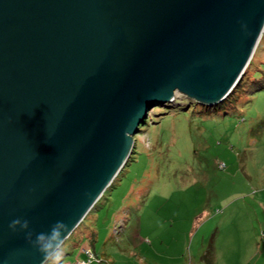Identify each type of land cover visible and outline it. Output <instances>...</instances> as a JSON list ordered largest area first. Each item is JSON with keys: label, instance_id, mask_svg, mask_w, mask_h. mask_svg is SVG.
I'll return each mask as SVG.
<instances>
[{"label": "water", "instance_id": "1", "mask_svg": "<svg viewBox=\"0 0 264 264\" xmlns=\"http://www.w3.org/2000/svg\"><path fill=\"white\" fill-rule=\"evenodd\" d=\"M263 36L264 0H0V264H41L27 231L72 234L150 109L225 101Z\"/></svg>", "mask_w": 264, "mask_h": 264}, {"label": "rangeland", "instance_id": "2", "mask_svg": "<svg viewBox=\"0 0 264 264\" xmlns=\"http://www.w3.org/2000/svg\"><path fill=\"white\" fill-rule=\"evenodd\" d=\"M221 104L178 94L150 109L130 162L69 236L63 264H206L211 245L222 263L254 247L263 264L264 38L245 83Z\"/></svg>", "mask_w": 264, "mask_h": 264}, {"label": "clouds", "instance_id": "3", "mask_svg": "<svg viewBox=\"0 0 264 264\" xmlns=\"http://www.w3.org/2000/svg\"><path fill=\"white\" fill-rule=\"evenodd\" d=\"M246 28V25H242ZM23 230L29 229V222L19 218L10 222L9 228L16 231L17 228ZM74 226L64 221H56L48 231L33 233L27 231L26 239L28 243L40 253L42 259L41 264H63L65 257V244L68 236L71 234ZM33 236L35 238L33 239Z\"/></svg>", "mask_w": 264, "mask_h": 264}, {"label": "trees", "instance_id": "4", "mask_svg": "<svg viewBox=\"0 0 264 264\" xmlns=\"http://www.w3.org/2000/svg\"><path fill=\"white\" fill-rule=\"evenodd\" d=\"M264 38V36L262 37V39ZM251 64V63H250ZM250 66V65H249ZM248 69V68H247ZM246 78H247V70H246V72H245V74H244V76H243V78L241 79V81L238 83V85L234 88V90L231 92V94L229 95V97L225 100V101H223V102H226L228 99H231L234 95H236V93L238 92V89L241 87V86H243V84L245 83V80H246ZM248 91H249V89H247L245 92L246 93H248ZM222 103V102H221ZM217 104L216 106H214V107H219V106H221V105H223V104ZM156 106H158V104L156 105ZM213 107V108H214ZM146 123V120H145V122L143 123V124H145ZM139 132H140V127H139ZM131 158V157H130ZM130 162V160H128L127 161V163H126V165L128 164ZM126 165L123 167V169L121 170V172L119 173V175L116 177V179L114 180V182L111 184V186L108 188V189H110L112 186H114V184H116V181H118L119 180V178H120V176L122 175V173H123V171H124V169H125V167H126ZM107 189V190H108ZM107 190L105 191V193L103 194V196L101 197V199L106 195V192H107ZM100 199V200H101ZM99 200V201H100ZM98 201V202H99ZM98 202L95 204V206H94V208L92 209V210H94L96 207H97V205H98ZM91 210V211H92ZM90 211V212H91ZM89 215H90V213L86 216V218L84 219V221L89 217ZM84 221L80 224V225H84ZM79 225V226H80ZM78 226V227H79ZM77 227V228H78ZM115 227H117V226H115ZM113 232H114V230H113ZM115 234V233H114ZM113 234V235H114ZM72 238V237H71ZM71 238H68L67 239V241H66V244L70 241V239ZM89 239V241H87V244L88 245H91V247L93 246L94 247V242H96L97 241V236H96V233H95V231L93 232V234H92V236L91 237H88ZM65 244V245H66ZM93 247H92V252L95 254V257H97L96 255H98L97 253H96V251L93 249ZM211 249L210 250H208L207 251V253L203 256V260H206V264H215L214 263V255H215V250H214V246H212L211 245ZM214 250V251H213Z\"/></svg>", "mask_w": 264, "mask_h": 264}, {"label": "crops", "instance_id": "5", "mask_svg": "<svg viewBox=\"0 0 264 264\" xmlns=\"http://www.w3.org/2000/svg\"><path fill=\"white\" fill-rule=\"evenodd\" d=\"M227 247L230 246L231 243L235 242V240H231L228 239L227 241L225 240ZM252 249L248 252V257L244 260L241 261V255H236V254H231V255H226L225 257V261L222 263L220 261V255H219V251L218 248L216 247L215 250V264H260L262 257H258V259H256V255H255V248H249ZM240 260V261H239ZM264 264V262H263Z\"/></svg>", "mask_w": 264, "mask_h": 264}, {"label": "built area", "instance_id": "6", "mask_svg": "<svg viewBox=\"0 0 264 264\" xmlns=\"http://www.w3.org/2000/svg\"><path fill=\"white\" fill-rule=\"evenodd\" d=\"M119 231H120V227H114V233L116 235L119 234ZM86 252L89 254V261H92L96 258L91 250H87ZM78 264H83V263H78Z\"/></svg>", "mask_w": 264, "mask_h": 264}]
</instances>
